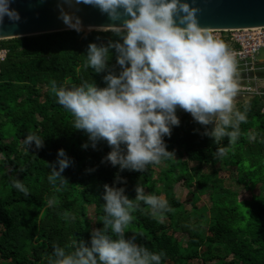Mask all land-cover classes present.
<instances>
[{
    "label": "trees",
    "instance_id": "16d2710c",
    "mask_svg": "<svg viewBox=\"0 0 264 264\" xmlns=\"http://www.w3.org/2000/svg\"><path fill=\"white\" fill-rule=\"evenodd\" d=\"M82 35L64 30L0 40V47L8 49L0 66V264H48L54 245L71 252L79 242H88L91 230L103 227L105 184L124 187L130 199H135L138 184L148 194H165L173 211L162 222L151 218L150 208L140 202L125 230L126 237L135 234L136 242L149 251L165 253L161 264H264V193L253 192L261 184L264 190V99L248 102L247 122L241 123V135L231 146L227 138L214 143L202 134L205 126L177 109L180 124L164 137L175 158L164 161L159 173L161 164H150L144 172L121 171L104 160L111 151L107 143L100 141L93 149L88 134L73 128L74 117L51 92L53 80L58 87L84 80L105 86L107 70L96 74L84 68L87 47L118 37L111 29ZM109 68L118 71L114 50ZM238 109L243 111L244 105ZM250 133L255 140L249 139ZM29 134L43 138L44 147L33 144L27 150L23 141ZM218 147H228V154L214 158ZM59 149L71 163L62 173L68 183L57 180L54 186L48 165H56ZM218 163L236 167L237 180L251 190L250 198L241 200L225 187L219 168L203 172L204 165ZM117 174L126 184L115 183ZM15 180L28 189L27 195L12 186ZM182 180L195 184L193 204L208 190L211 206L187 211L174 193V184ZM49 199L55 200L54 206L47 205ZM65 212L75 220H66Z\"/></svg>",
    "mask_w": 264,
    "mask_h": 264
},
{
    "label": "clouds",
    "instance_id": "9594fccd",
    "mask_svg": "<svg viewBox=\"0 0 264 264\" xmlns=\"http://www.w3.org/2000/svg\"><path fill=\"white\" fill-rule=\"evenodd\" d=\"M14 2L0 0V25L5 18L19 25L21 15L11 6ZM79 5L98 8L107 15L112 21L108 27L118 37L106 45L89 43L87 47L84 68L96 74L107 70L105 86L84 80L79 85L58 87L53 80L51 92L74 117L73 128L88 134L93 149L100 141L111 148L104 160L121 171L144 172L150 164L174 159L175 152L167 150L164 137H170L172 128L180 124L177 109L205 126L202 134L214 143L225 138L229 146L237 142L250 105L245 102L243 111L237 108V61L224 41L199 25L200 9L187 0H57L58 19L78 33L84 28L76 15ZM65 6L74 10L66 11ZM113 50L118 71L109 68ZM255 138L249 134L250 140ZM23 144L27 150L33 144L41 149L44 140L29 134ZM228 151V147H218L214 158H223ZM57 156L56 165H48V180L54 186L57 180L61 185L68 183L62 173L71 163L64 149H59ZM126 182L117 174L115 183ZM12 186L28 194L19 180ZM103 187V227L93 228L90 240L79 242L71 252L54 245L48 264H161L165 253L149 251L136 242L135 234L126 237L125 230L140 202L150 208L151 218L162 222L165 213L173 211L168 201L146 193L140 184L135 199L125 195L124 187ZM46 203L52 207L55 200ZM64 218L75 220L68 212Z\"/></svg>",
    "mask_w": 264,
    "mask_h": 264
},
{
    "label": "water",
    "instance_id": "95a60500",
    "mask_svg": "<svg viewBox=\"0 0 264 264\" xmlns=\"http://www.w3.org/2000/svg\"><path fill=\"white\" fill-rule=\"evenodd\" d=\"M200 11L202 28L224 30L264 26V0H187ZM21 15L19 25L5 18L0 25V40L70 30L60 19L57 0H15L11 5ZM76 13L83 22V39L93 30L110 29L112 23L98 8L79 5ZM66 11H73L65 6Z\"/></svg>",
    "mask_w": 264,
    "mask_h": 264
},
{
    "label": "built area",
    "instance_id": "2783aa9c",
    "mask_svg": "<svg viewBox=\"0 0 264 264\" xmlns=\"http://www.w3.org/2000/svg\"><path fill=\"white\" fill-rule=\"evenodd\" d=\"M209 31L214 38L228 45L237 61L240 87L237 108L251 99H264V58L260 57V51L264 49V26ZM7 55L8 49L0 47V66ZM180 112L193 119L189 113Z\"/></svg>",
    "mask_w": 264,
    "mask_h": 264
},
{
    "label": "rangeland",
    "instance_id": "374dc122",
    "mask_svg": "<svg viewBox=\"0 0 264 264\" xmlns=\"http://www.w3.org/2000/svg\"><path fill=\"white\" fill-rule=\"evenodd\" d=\"M98 30H105V29H98ZM260 57L264 58V49L260 51ZM8 134V136H10ZM1 158V155H0ZM190 166H194V163L190 162ZM165 168L163 164L158 166L156 168L157 173L161 171L162 168ZM219 168V176L223 179L225 187L231 189L232 191H235L239 195V199H248L251 197V190L246 189L242 183H240L237 180V171L236 167H222L221 163H218L216 165H204L203 166V172L205 173H211L214 169ZM262 185V184H261ZM257 186L253 192L254 193H264L262 186ZM157 186L161 187L162 184H158ZM193 192H195V184H192L191 186H188L185 181H180L174 184V193L177 197H179L185 205V208L187 211L192 212L194 210V207L202 208L203 206L210 207L211 206V200L209 197V191L206 190L205 192L201 193L199 195V199L196 201L195 204L192 203L193 200ZM162 197L165 198V194H162ZM169 264H172V262H169ZM191 264H204L201 260L191 261ZM213 264V263H208Z\"/></svg>",
    "mask_w": 264,
    "mask_h": 264
}]
</instances>
